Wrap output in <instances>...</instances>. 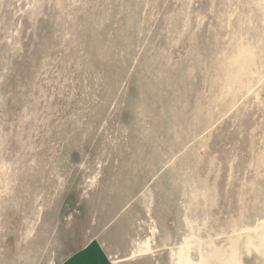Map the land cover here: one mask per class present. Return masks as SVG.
<instances>
[{
    "label": "rangeland",
    "instance_id": "obj_1",
    "mask_svg": "<svg viewBox=\"0 0 264 264\" xmlns=\"http://www.w3.org/2000/svg\"><path fill=\"white\" fill-rule=\"evenodd\" d=\"M264 264V0H0V264Z\"/></svg>",
    "mask_w": 264,
    "mask_h": 264
},
{
    "label": "crops",
    "instance_id": "obj_2",
    "mask_svg": "<svg viewBox=\"0 0 264 264\" xmlns=\"http://www.w3.org/2000/svg\"><path fill=\"white\" fill-rule=\"evenodd\" d=\"M60 264H114L108 254L95 241H90L81 248L70 253Z\"/></svg>",
    "mask_w": 264,
    "mask_h": 264
}]
</instances>
